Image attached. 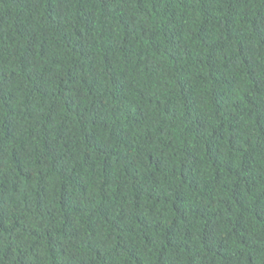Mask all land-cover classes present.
I'll return each instance as SVG.
<instances>
[{"label":"trees","instance_id":"1","mask_svg":"<svg viewBox=\"0 0 264 264\" xmlns=\"http://www.w3.org/2000/svg\"><path fill=\"white\" fill-rule=\"evenodd\" d=\"M0 264H264V0H0Z\"/></svg>","mask_w":264,"mask_h":264}]
</instances>
